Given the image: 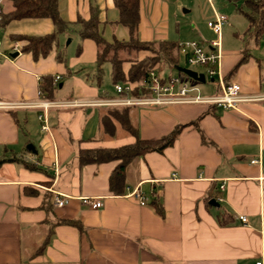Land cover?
I'll return each instance as SVG.
<instances>
[{
  "label": "crops",
  "instance_id": "0c3cea01",
  "mask_svg": "<svg viewBox=\"0 0 264 264\" xmlns=\"http://www.w3.org/2000/svg\"><path fill=\"white\" fill-rule=\"evenodd\" d=\"M3 5L5 12L12 10L9 0ZM59 6L70 27L45 57L24 52L26 42L17 37L53 33L52 19H14L0 26V101L60 104L0 109V264H256L264 253V100L238 109L131 106V122L143 139L183 128L173 145L136 158L127 169L124 194L115 195L110 177L119 162L81 165L80 150L116 148L137 136L117 119L112 131L104 124L111 106L125 105L87 104L119 94L112 63L102 66L99 77L98 46L81 38L79 20H89L96 10L109 41L128 40L129 31L118 23L114 0H60ZM184 6L179 0H140L141 39L198 40L206 46L216 40L199 34L186 39L192 9ZM221 42L223 80L239 83L245 95L263 93L262 46L225 48ZM146 56L141 51L138 57ZM131 66L123 63L126 76ZM47 78L54 87L50 98L41 90ZM215 81L213 94L221 91L219 75ZM41 114L49 130L42 129ZM135 190L146 205L132 196ZM58 196L70 197L69 203L57 206ZM84 197L101 199L103 206L92 208Z\"/></svg>",
  "mask_w": 264,
  "mask_h": 264
},
{
  "label": "trees",
  "instance_id": "16d2710c",
  "mask_svg": "<svg viewBox=\"0 0 264 264\" xmlns=\"http://www.w3.org/2000/svg\"><path fill=\"white\" fill-rule=\"evenodd\" d=\"M12 10L3 12V18L0 26L7 24L14 19L23 18H50L55 24V31L42 36L21 35L17 39L26 42L23 46L24 52H30L35 59L47 56L53 49L54 44H58V36L70 27L68 22L60 11V0H9ZM119 10L118 23L128 28L129 39L109 41L101 29L99 14L93 10L89 20L80 19L81 28L79 34L82 39H93L98 46V75L101 77L102 66L110 62L113 66L112 78L114 83L130 80L132 82L140 81L145 78L147 65L152 62H162L164 65L174 68L179 64V58L175 55L178 43L171 41H144L139 35V24L141 20L140 0H114ZM248 8L246 16L248 17L252 28L257 46H261L264 37V0H245ZM141 51H150L153 55L139 60L138 56ZM246 58V57H245ZM243 59L242 61L246 60ZM63 60V56L59 57ZM132 62L128 72V78L123 71L124 62ZM41 90L47 93L50 98L54 87L50 78H47L46 84ZM135 94H138L135 91ZM108 114L104 116V124L107 130H113V118L119 120L129 132L136 134L137 139L134 143L123 145L116 148L100 147L95 149H81L79 160L81 165L89 163L101 164L109 161H118V165L113 170L110 177V190L115 195H122L127 185V169L129 165L138 157L152 151H163L166 147L174 144L183 126L176 127L171 133L158 139L141 138L136 128L133 126L129 108L131 106H111ZM205 141L208 142L205 138ZM4 161V160H3ZM1 161L0 163H2ZM164 214V210L159 209ZM83 230V226L76 220L66 221Z\"/></svg>",
  "mask_w": 264,
  "mask_h": 264
},
{
  "label": "built area",
  "instance_id": "2783aa9c",
  "mask_svg": "<svg viewBox=\"0 0 264 264\" xmlns=\"http://www.w3.org/2000/svg\"><path fill=\"white\" fill-rule=\"evenodd\" d=\"M0 0V21L3 18L4 2ZM212 2V0H209ZM214 18L208 22V26L217 35V39L210 42L208 46L198 40H187L179 42L177 45V54L179 58H184L189 68L202 67V70H196L198 73H204L207 81L211 78L216 80L219 75L221 91L219 93L205 95L202 94L199 81L183 80L179 76H165L163 72L156 68L147 71L145 78L140 81L132 82L130 80L117 83L115 88L119 94L116 99H107L102 102H88L87 104H110L125 106H166L170 104H211L224 109H238L243 102H253L264 100V92L259 95H245L242 93V87L239 83H226L220 75L219 66L222 57V32L228 22L226 14L214 10ZM264 46V37L262 39ZM180 61V60H179ZM179 66L180 63L178 64ZM177 66V65H176ZM176 66L174 67L176 69ZM61 76L55 77V85L60 81ZM215 82V81H214ZM264 91V81L262 83ZM135 91L138 94H135ZM41 91V95H42ZM125 95V96H123ZM60 105L59 102L41 101V102H7L0 101V109L13 110L19 108H48ZM72 105H74L72 103ZM39 119L44 122L42 129L49 130L46 116L41 114ZM141 205L147 204V198L139 191L132 192ZM83 202L98 209L103 206L101 199L94 197H84ZM70 201L68 196H58L56 204L59 207L65 206ZM242 222L246 223L248 218L240 216ZM256 264H264V253Z\"/></svg>",
  "mask_w": 264,
  "mask_h": 264
},
{
  "label": "rangeland",
  "instance_id": "374dc122",
  "mask_svg": "<svg viewBox=\"0 0 264 264\" xmlns=\"http://www.w3.org/2000/svg\"><path fill=\"white\" fill-rule=\"evenodd\" d=\"M186 4L184 8L192 9L188 14L190 19L185 20V24L189 27L188 35H186V39L191 38H199L195 34H199L200 38L202 35L206 37L216 38L217 35L212 31V29L208 26V21L214 18V10L216 9L218 12L226 14L228 16V22L225 25L222 32V41L225 48L227 47H236L241 44L242 47H252L257 45V41L254 37V29L251 26V23L246 16V12H248V8L245 5V0H179ZM183 24V23H182ZM183 24V25H185ZM196 25L195 29L194 26ZM171 30H175L174 20L171 21ZM194 33H193V31ZM109 39L111 40V35L108 34ZM263 43V42H262ZM260 51L264 53L263 44L261 45ZM149 55H153L152 52L148 51ZM175 55H177V50H175ZM147 57V56H146ZM144 57V58H146ZM142 58V59H144ZM139 59V57H138ZM139 59V60H142ZM180 65L183 67H190L185 61L184 58H181L179 61ZM156 68L163 72L165 76L173 75L179 76L183 80H191V78L185 73L169 67L163 64L162 62L157 63V65L150 62L146 71ZM196 70H202V67H194ZM128 78V75L126 76ZM202 94L211 95L213 94V88L217 86V82H212L208 80L206 83L199 82L198 83Z\"/></svg>",
  "mask_w": 264,
  "mask_h": 264
},
{
  "label": "water",
  "instance_id": "95a60500",
  "mask_svg": "<svg viewBox=\"0 0 264 264\" xmlns=\"http://www.w3.org/2000/svg\"><path fill=\"white\" fill-rule=\"evenodd\" d=\"M18 55V52H16L14 54V56H17ZM176 69L185 73L186 75H188L189 77L193 78L194 80L196 81H199V82H202V83H206L207 82V79H206V76L204 73H198L196 70H193L189 67H183V66H179L177 65L176 66ZM211 81L214 82L215 79L214 78H211ZM210 203L214 206H218L219 203L216 201V200H211Z\"/></svg>",
  "mask_w": 264,
  "mask_h": 264
}]
</instances>
